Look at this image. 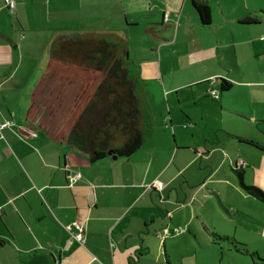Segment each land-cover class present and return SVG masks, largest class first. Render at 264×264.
I'll use <instances>...</instances> for the list:
<instances>
[{
    "label": "crops",
    "instance_id": "1",
    "mask_svg": "<svg viewBox=\"0 0 264 264\" xmlns=\"http://www.w3.org/2000/svg\"><path fill=\"white\" fill-rule=\"evenodd\" d=\"M15 1L0 0V264H253L231 241L264 260V203L238 178L264 191V0H207L208 26L193 0ZM75 32L130 42L153 132L127 158L91 163L30 120L51 43Z\"/></svg>",
    "mask_w": 264,
    "mask_h": 264
},
{
    "label": "trees",
    "instance_id": "2",
    "mask_svg": "<svg viewBox=\"0 0 264 264\" xmlns=\"http://www.w3.org/2000/svg\"><path fill=\"white\" fill-rule=\"evenodd\" d=\"M192 6L200 24L210 25L208 1L193 0ZM243 23L256 21L248 19ZM49 60L33 94L29 116L50 139L74 147L91 163L110 156L127 158L143 146L153 132L152 109L143 80L130 59L126 37L117 32L62 34L51 43ZM219 84L220 93L232 87L224 79ZM245 141L263 148L254 141ZM238 178L249 195L264 203L262 189L245 184L240 172ZM72 239L78 242L73 236ZM231 244L250 256L253 264H264L256 253L233 241Z\"/></svg>",
    "mask_w": 264,
    "mask_h": 264
},
{
    "label": "built area",
    "instance_id": "3",
    "mask_svg": "<svg viewBox=\"0 0 264 264\" xmlns=\"http://www.w3.org/2000/svg\"><path fill=\"white\" fill-rule=\"evenodd\" d=\"M6 6L11 10L14 11L16 9V1L15 0H5ZM211 96L214 99L218 98V93L217 91L213 90L210 92ZM11 126V122L7 121L3 125L0 126V128H7ZM70 170V169H68ZM82 179V175L79 172H74L69 175L68 181L69 185L68 186H73L75 182L80 181ZM156 187L157 189L161 190L163 188V184L161 182H156L155 185H152ZM0 214H1V209H0ZM66 229L69 232H72V236L74 239H76L80 244H84L85 242V227L81 224L78 223H73L72 225H69L66 227ZM74 230V231H73ZM179 229H176L175 232L178 233Z\"/></svg>",
    "mask_w": 264,
    "mask_h": 264
},
{
    "label": "rangeland",
    "instance_id": "4",
    "mask_svg": "<svg viewBox=\"0 0 264 264\" xmlns=\"http://www.w3.org/2000/svg\"><path fill=\"white\" fill-rule=\"evenodd\" d=\"M160 24V23H159ZM132 32H135V29H133L132 30ZM139 30H138V35H137V38L139 39V37H140V34H139ZM133 40V39H132ZM129 42V41H128ZM133 42H134V44H136V45H138V42H137V40L135 41V40H133ZM130 43V42H129ZM137 62V61H136ZM137 63H139V62H137ZM137 65V64H136ZM179 81V83H181L182 81H183V79L182 80H178ZM207 87H209L208 85H207ZM150 89H153L152 87H150ZM146 92H147V89L145 90ZM219 91V90H218ZM235 91H236V93L238 92V91H241V88H239V87H237V88H235ZM219 93V92H218ZM252 95H253V93H250V99L251 100H253L252 99ZM259 95V94H258ZM151 98V97H150ZM149 98V99H150ZM152 100H153V98H151ZM154 100H157V103L158 104H160V102H159V95L158 96H156V99H154ZM154 103H155V101H154ZM258 120H263V119H258Z\"/></svg>",
    "mask_w": 264,
    "mask_h": 264
},
{
    "label": "water",
    "instance_id": "5",
    "mask_svg": "<svg viewBox=\"0 0 264 264\" xmlns=\"http://www.w3.org/2000/svg\"><path fill=\"white\" fill-rule=\"evenodd\" d=\"M112 154V153H111Z\"/></svg>",
    "mask_w": 264,
    "mask_h": 264
}]
</instances>
